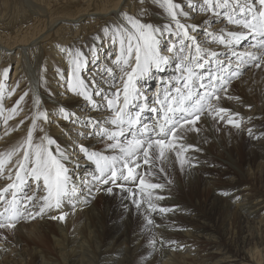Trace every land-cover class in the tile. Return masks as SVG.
<instances>
[{
  "label": "bare ground",
  "instance_id": "obj_1",
  "mask_svg": "<svg viewBox=\"0 0 264 264\" xmlns=\"http://www.w3.org/2000/svg\"><path fill=\"white\" fill-rule=\"evenodd\" d=\"M173 2L178 3L188 14L187 17L181 14L179 19L182 23L199 24V31L195 35L202 43L207 39L206 28L214 32L220 28L241 30L235 25H229L223 15L214 17L211 13L202 11L203 0ZM232 2L235 3V0ZM140 3V0H0V93L4 94V90H7L5 93L9 95L5 103H2L0 96V157H6L8 152L26 140L34 116L33 99L37 97L41 98L42 109L47 111L51 123L45 124L43 120H38L34 139L44 134L39 132V128L43 126L47 135L55 141L53 149L59 145L60 150L68 154L77 149L68 166L78 188L84 187L94 171L93 166L84 162L79 150L81 144L105 155L116 154L106 147L111 141L87 135L90 131L87 120L90 117L98 119L99 126L111 129L110 124L104 123L111 119V114L103 104L98 111H93L82 98L66 93L64 80L58 73L63 72L66 76L69 66L60 48H80L87 52L90 46L97 45L99 59L89 57L83 77L90 80L95 75L96 80L106 87H111L113 83L119 84L120 70L112 64L118 52V44L111 43V40L119 39L113 36V29L124 21L125 14L138 19L141 10L149 8L156 18V26L164 27L169 24L170 17L156 0H144L143 4ZM190 3L193 7H189ZM222 16L225 19L219 21L218 17ZM205 20L211 24L204 23ZM96 24L102 25L103 29H98ZM106 26L109 29L108 35L104 33ZM98 38H102L103 42ZM175 39L166 36L161 42H169L171 45ZM254 43L251 38L242 41L238 51L241 54L252 52L256 56H264V50L250 47ZM218 51L222 60H234L231 52H226L223 46ZM10 58L16 60V66L8 90L3 65ZM177 62L178 57L168 66L167 71L154 73L150 79L139 82L141 92L148 97L149 106L158 107L153 101L157 94L163 96L161 80L177 79ZM101 65L113 67V75L105 73L102 79ZM253 65L255 64L248 67ZM260 66L261 70L257 71L258 67H255L252 75L249 72L247 77L240 79L242 82L238 81L239 91L235 90L233 84L229 87L227 95L238 96V102L235 103V99L224 100L225 95L219 101L213 100V104L218 103L220 107L239 114L234 117L241 124L239 130L225 121H214L207 113L195 125L199 132L178 130V135L182 136L178 143L191 145L200 151L190 150L184 154L189 160L198 162V166L189 168L185 164L183 171L175 160V154H167L174 162L165 165L171 172L174 183L166 189L168 198L160 203L165 207L175 208L174 212L166 215L153 214L155 224L147 225L143 215L138 216L134 211L129 213L126 210L125 205L131 206V198H121L118 201L112 197L119 194L122 197L129 196L117 188L113 195L99 192L100 195L93 194L94 198L81 196L75 202V209L66 203L64 211L68 215L63 222L47 216L31 220L30 223L22 220L13 229L16 231L15 236L19 237L17 240H34L44 247L47 237L54 234L59 239L54 246L58 250L59 259L65 260L64 264L85 263L83 249L92 232L100 240L96 264H264V139L256 141L264 135V63H260ZM212 67L215 68V65ZM248 67L242 70L245 71ZM167 74H170L168 78ZM151 86L156 88L155 91L146 93L144 90ZM25 92L28 93V97L25 96L23 100L25 103L22 104V101L17 107L16 102ZM49 93L54 99L47 96ZM255 101L261 106L254 104ZM14 107L17 108L15 115L10 111ZM61 107L75 113L79 117V123L74 119L63 120L59 116ZM248 107H253V110L245 111ZM156 115L145 111L141 116V124L153 125ZM217 125L222 130L220 138L216 133ZM191 127L192 125L185 126L186 129ZM249 129L252 131L251 136ZM82 132L85 135H79ZM230 133H233L231 137ZM214 149H217L218 156L213 154ZM22 153L23 150L19 153L21 159ZM17 158V155H13L11 162L6 164L3 176L0 177V189L12 182L7 179L9 172L15 179ZM78 161L79 167L76 166ZM211 165L215 166L214 170L209 168ZM147 168V165H142V169L138 171ZM146 182L162 181L155 179ZM29 188H34L31 181ZM138 188L136 184L131 189L136 196H140ZM84 191L86 193V188ZM249 195L245 206L240 204L241 200L234 202L236 197L248 199ZM102 201L106 209L101 210L98 209V204ZM255 201L258 204L254 205ZM156 225L159 227L156 228ZM153 238L156 241L154 246ZM14 243L17 252L13 253L12 246H1L0 264H26L30 260L32 264H50L52 258L44 255L41 248L30 252L23 244L18 248V242ZM36 259L39 261H35Z\"/></svg>",
  "mask_w": 264,
  "mask_h": 264
},
{
  "label": "snow or ice",
  "instance_id": "obj_2",
  "mask_svg": "<svg viewBox=\"0 0 264 264\" xmlns=\"http://www.w3.org/2000/svg\"><path fill=\"white\" fill-rule=\"evenodd\" d=\"M140 2L143 4L144 0ZM156 2L170 17L169 24L158 27L125 14L124 21L113 29V36L119 37L111 40V43L118 44V52L112 64L120 70L119 84L113 83L111 87H106L96 80L95 75L90 80L83 77L89 57L99 59L97 45L90 46L87 52L80 48H60L69 66L66 76L63 72L58 73L64 80L66 93L82 98L93 111H98L103 104L111 114V119L104 122L110 124L111 129L99 127V120L90 117L87 120L90 129L87 135H100L111 141L106 147L116 154L105 155L81 144L79 150L84 162L93 166L94 171L84 187L78 188L68 167L70 155L61 151L59 145L53 149L55 141L47 135L43 126L39 132L44 134L34 139L38 120H43L45 124L51 123L47 111L42 109L41 98H34V116L26 140L8 152L6 157H0V177L12 156L18 157L15 179L9 172L7 179L12 182L0 189V230L10 231L22 220L42 219L45 216L63 222L68 215L64 211L66 203L75 209V202L81 196L94 198L93 194L99 192L113 195L117 188L129 194L122 199L131 198V206L125 205L126 210L129 213L134 211L138 216L143 215L147 225H154L153 214L166 215L176 210L160 203L168 198L166 189L174 183L171 172L165 166L174 162L167 154H175L181 171L185 164L189 168L198 166V162L189 160L184 154L190 150L198 152L200 149L178 143L182 139L178 130L199 132L195 125L205 113L214 121L222 120L240 129V122L234 119L239 114L220 107L218 103L213 104V100L219 101L222 95L227 99H238L227 95L233 80L241 76L244 67L253 63L260 67V63H264V56H256L252 52L241 54L238 51L239 44L249 38L255 41L250 45L251 48L264 50V0H235V3L232 0H203L202 11L214 17L223 15L229 25L241 29L234 31L220 28L214 32L206 28L207 39L203 43L195 35L199 31V24L182 23L179 19L181 14L185 17L188 14L178 3L173 0ZM189 7L193 5L190 3ZM203 22L211 24L206 20ZM104 33H109L107 26ZM166 36L176 39L165 54L161 49V41ZM98 39L103 42L102 38ZM220 46L226 52L230 51L234 60H222L217 50ZM177 57V79L161 80L163 96L157 94L153 101L158 107L149 106L148 97L141 92L139 82L150 79L154 73L167 71ZM257 60L260 63H255ZM105 73L112 76L114 68L101 65L102 79ZM27 95L25 92L19 98L17 107ZM133 109L136 111L133 112ZM16 110L14 107L10 111L15 115ZM145 111L157 114L151 126L141 124V116ZM59 116L65 121L74 119L79 123V117L64 107L60 108ZM186 125L192 127L186 129ZM248 131L251 136V129ZM21 150L22 159L19 157ZM157 161L160 163L157 164ZM142 165L148 168L138 171ZM76 166L79 167V161ZM158 175L164 182H146V178L155 180ZM29 181L34 188H29ZM136 184L139 186V199L135 198L136 193L131 190ZM26 188L29 190L25 191ZM37 192L42 194L37 195ZM0 238L6 240L7 236L0 233ZM155 243L153 238V246Z\"/></svg>",
  "mask_w": 264,
  "mask_h": 264
},
{
  "label": "rangeland",
  "instance_id": "obj_3",
  "mask_svg": "<svg viewBox=\"0 0 264 264\" xmlns=\"http://www.w3.org/2000/svg\"><path fill=\"white\" fill-rule=\"evenodd\" d=\"M141 4V3H140ZM146 13V14H145ZM135 18V17H134ZM137 18V17H136ZM219 18V21H222V20H224L225 18H223V16L222 17H218ZM138 19H140L142 22H148V23H152L153 25H155L156 26V24L154 23V21H156V18L155 17H153L152 16V12H151V10L149 9V8H146V9H143V10H141V15H140V17L138 18ZM160 19H162V18H160ZM97 25V24H96ZM96 25H95V27H96ZM97 27H98V29L99 28H101V29H103V26L102 25H97ZM202 28H204L205 26H201ZM201 29V28H200ZM162 43V45H161V49H162V51L165 53L166 52V50H167V48H168V46L170 45V43L169 42H161ZM49 49V48H48ZM241 49V48H240ZM218 50V49H217ZM50 55H51V53H50ZM49 55V56H50ZM51 58V57H50ZM15 66H16V60L15 59H13V58H10V60L9 61H7V62H4V65H3V71L4 72H8V75H5L6 76V83H7V86H6V88L7 87H9V84H11L12 83V81H13V74H14V72H15V70H14V68H15ZM256 66L255 65H253V66H251V67H248L247 68V70H242V72H241V76L239 77V78H237V79H234L233 80V82H232V84H233V87L235 88V90H238V89H240V82H242L241 80L244 78V77H247L248 76V73L250 72V75H252L251 73L253 72V69L255 68ZM259 68V69H258ZM257 68V71L258 70H261L262 69V66H260V67H258ZM255 70V69H254ZM51 71V70H50ZM55 71V70H54ZM244 74V75H243ZM258 74V72L256 73V74H254V75H257ZM168 75H170V74H167V78H168ZM0 76H1V74H0ZM244 76V77H243ZM163 77H166V76H163ZM260 77H262V76H260ZM241 79V80H240ZM263 79V78H262ZM240 80V82H238ZM235 82H236V84H235ZM238 82V83H237ZM262 82H264V79L262 80ZM20 83V82H19ZM0 84H1V81H0ZM232 84H231V86H232ZM57 85V84H56ZM55 85V86H56ZM236 85V86H235ZM238 85V86H237ZM230 86V87H231ZM56 88V87H55ZM10 89V87L8 88V90ZM54 89V88H53ZM155 89L156 88H154L153 86H151V88H147L146 90H144L146 93H148V94H150V92H151V90H153V91H155ZM51 91H53V90H51ZM239 91V90H238ZM5 92H7V90L5 91L4 90V94H2L3 92H1L0 93V96H1V99H2V103H5L6 101H8V97H9V95H7ZM11 92V91H10ZM53 93V92H52ZM2 94V95H1ZM47 96L49 97V98H51V99H54V97L52 96V94L50 95V93L49 94H47ZM28 97V96H27ZM236 98H238V99H235L234 100V102L236 103V102H238V100H239V97L237 96ZM224 100H226V101H229L230 99H227L226 98V96L224 97ZM233 101V100H232ZM23 103H25V101H23L22 102V104ZM254 104H256V105H258V106H261L260 105V103H257V101H255V103ZM255 105V106H256ZM254 107V106H253ZM253 107H248L247 109H245V111H247V112H249V111H252L253 110ZM73 111V110H72ZM101 111H99V113H100ZM102 115H104V114H99V116H102ZM208 118V117H207ZM109 126V125H108ZM99 127H104V125H101V126H99ZM219 128V126L217 125V127H216V133H217V136L219 137V135H221V132L220 131H222L221 129L219 130L218 129ZM88 129H89V127H88ZM97 131H98V129H97ZM0 134H1V131H0ZM232 134L233 133H230V137L232 136ZM97 136V138H100V139H103V140H105V138H102L101 136H99V135H96ZM220 138V137H219ZM264 139V135H261L260 137H258L257 139H256V141H258V140H263ZM107 142V141H106ZM110 142V141H109ZM215 146V145H214ZM247 149V148H246ZM77 151V149H74L73 151H72V154H74L75 152ZM72 154H69L70 155V159H69V161H68V165H70L71 164V158H72ZM213 154L214 155H216V156H218V153H217V149L215 150H213ZM13 157V156H12ZM246 160L244 159L243 160V162H245ZM159 162V161H158ZM207 163H205V165H206ZM264 164V163H263ZM69 167V166H68ZM211 170H214L215 169V166L214 165H211L210 167H209ZM69 169H70V167H69ZM252 173V172H251ZM155 179H157V180H159V181H162V182H164L163 181V179H162V177L161 176H156V178ZM146 180H152V178L151 177H149V178H146ZM262 187H263V189H264V180H263V183H262ZM29 190V189H28ZM28 190H26V191H28ZM119 190V189H118ZM101 193V192H100ZM100 193L98 194V195H100ZM113 198H117V200L119 201L121 198H122V196L119 194V195H115V196H112ZM136 197V199H139L140 198V196L139 195H137V196H135ZM249 198H250V195L248 196V199L247 198H244V199H235L234 200V202L236 203V201L237 200H241L240 201V204H242V205H246L247 203H248V201L247 200H249ZM102 204V205H101ZM253 204L254 205H256V204H258V201H255V202H253ZM100 206V207H99ZM106 209V205H105V203L102 201L101 203H99L98 204V209ZM229 218V217H228ZM228 220V219H227ZM31 222V220H27V223H30ZM18 227V226H17ZM16 227V228H17ZM159 227V225H156V228H158ZM182 232V231H181ZM0 233H3V234H5L6 236H7V239L5 240V239H2L1 238V240H0V247L1 246H3V245H10V246H12V248L11 249H14V247L16 246V243H14V242H18V244H19V246H18V248L20 247V245L21 244H23V246H24V248L25 249H27L28 251H30L31 252V250H37V248H41V250L44 252V255H46L48 258H52L51 260H50V264H58V262H59V264H64V263H66L65 262V260H62V259H59L60 257L58 256V250H57V248L54 246V243H56L55 241L56 240H59L58 239V237H56L54 234H51V235H49L48 237H47V240L45 241V245H44V247L40 244V243H38V242H36V241H22V242H20V239L19 240H17L19 237L16 235L15 236V234H16V231H13V230H10V231H5V230H0ZM12 240L14 241V242H12ZM29 242V243H28ZM37 243V244H36ZM99 243H100V240H99V237H98V235L94 232H92V234L90 235V237H88V240H87V242L85 243V248L83 249V252H84V261H85V263H83V264H96L95 263V261H96V257H97V248H98V246H99ZM40 244V245H39ZM27 245V246H26ZM26 246V247H25ZM177 245H175V247H176ZM1 249H3L2 247L0 248V250ZM196 249V248H195ZM13 252H17V248L16 249H14L13 251H12V253ZM11 253V255H13ZM18 254V253H17ZM262 254L264 255V252H262ZM173 257H175L174 255H173ZM56 261H55V260ZM118 259V258H117ZM119 260V259H118ZM196 260H199L198 258H196ZM32 260H30V261H28L26 264H32V262H31ZM35 261H39V260H35ZM53 262V263H52ZM56 262V263H55ZM38 263V262H37ZM195 264V263H194Z\"/></svg>",
  "mask_w": 264,
  "mask_h": 264
}]
</instances>
